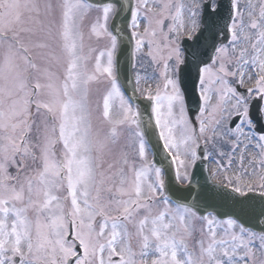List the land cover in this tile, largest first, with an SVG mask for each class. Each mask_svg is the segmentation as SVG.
I'll use <instances>...</instances> for the list:
<instances>
[{
	"label": "snow or ice",
	"instance_id": "obj_1",
	"mask_svg": "<svg viewBox=\"0 0 264 264\" xmlns=\"http://www.w3.org/2000/svg\"><path fill=\"white\" fill-rule=\"evenodd\" d=\"M118 5L96 8L90 34L109 46L90 73L86 0H0V264H264V233L205 212L213 206L181 187L198 161L215 158L213 189L264 197V0L128 5L132 59H147L160 81L154 92L134 89L150 102L148 125L118 84L119 38L108 28ZM101 77L108 84L94 127L89 85ZM125 125L133 152L108 162ZM150 148L163 158L149 160ZM237 151L236 173L217 180Z\"/></svg>",
	"mask_w": 264,
	"mask_h": 264
},
{
	"label": "water",
	"instance_id": "obj_2",
	"mask_svg": "<svg viewBox=\"0 0 264 264\" xmlns=\"http://www.w3.org/2000/svg\"><path fill=\"white\" fill-rule=\"evenodd\" d=\"M91 1L100 3L111 2V0ZM130 3V0H119L118 8L120 5L123 7L120 9V14L118 16L114 15L110 22V30L118 35L119 38V47L115 56L116 74L125 94L138 105L142 122L148 125L150 117L149 103L138 97L136 91H134L135 88L131 76V40L124 27L127 23L126 18L129 19L130 16L128 8ZM113 21H115V23H113ZM188 107L192 112L196 110L195 99L192 96L190 87ZM258 127L264 130L263 125H258ZM156 142V137L152 136L151 144L155 145ZM151 150L153 156H155L157 160L163 158V152L159 151L158 148H151ZM195 173L190 185L181 186L184 187V194L188 196L190 200L199 196L206 200L210 206H213L212 208H204L205 212L215 211L221 214H232L243 222L246 227H251L255 230H264V220H256V214L264 208V197L254 193H248L246 196H239L228 192L226 188L223 190L213 189L214 185L210 180L207 164L204 161L197 162ZM168 180L169 187H173L174 177L169 175Z\"/></svg>",
	"mask_w": 264,
	"mask_h": 264
},
{
	"label": "rangeland",
	"instance_id": "obj_3",
	"mask_svg": "<svg viewBox=\"0 0 264 264\" xmlns=\"http://www.w3.org/2000/svg\"><path fill=\"white\" fill-rule=\"evenodd\" d=\"M133 3H135V0H133ZM97 7H99V6L91 5V8L84 14L83 19L80 21V31L82 32V36L84 38L83 52L86 56H88V60L86 61V67L90 73L94 72L95 56L99 54V51L105 50L106 47L109 46V40L107 38H105V37H99L98 38V37H95V36L90 34L91 24L95 22L97 16L99 15V13L96 11ZM111 16L112 15H110V17H109V21L111 19ZM142 30H143V23L141 25V31ZM129 31H131V30L129 29ZM89 49H91L92 51L89 52ZM146 50L147 49H145V51ZM103 60L106 63V57H103L102 61ZM54 70L57 71L61 75V73L63 71V67L56 66L54 68ZM137 72L140 73L142 80H141V83L139 85H136V83H135V86L139 87L141 89L149 88L154 92L157 85L160 84V81L158 78V71L155 70L154 66H151L147 59H144V60L138 59L137 61H134V71H133L134 80H135V76H136ZM145 77H147V78H145ZM107 84H108V82L105 79H103V77H101L100 78L101 89H95L93 87L92 92L89 91V102H90V108H91L92 112H94V116H95V118H94V121L96 122L95 127H101L102 126V122L100 119V112H102V98H103V95L105 94V87L107 86ZM92 86H93V84H92ZM138 93L141 96H143V94L141 92H138ZM115 103L118 104V101ZM133 107H136V105L133 104ZM117 111H118V109L116 107H113L112 112H113L114 116L116 115ZM94 121H93V125H94ZM117 142H119V144L121 145V148L119 150V156L123 152L129 153V155L132 154V150H133V147L131 146L132 138L130 137V134L128 133V126L127 125H125L120 130V135H119ZM227 150L228 149L226 148L225 151H227ZM108 154H109V151L105 150V159L106 160L108 158ZM239 155H240V152L237 151L235 153L236 163L233 164L232 168L229 169L227 173H224V172L219 173L218 176L216 177L217 180L222 179V177L224 175L231 176V175H234L236 173L237 165L239 163ZM245 156L247 158H251V156H252V149L251 148H249L245 152ZM150 157H151V152L149 150V156H148L149 160H150ZM247 158L244 161L245 167H248V159ZM114 161L115 160H113L112 162H114ZM209 165H210V172H211V170L216 167L215 158L209 159ZM105 167H106V165H105ZM113 171H115V169H113ZM248 178L249 177H244V179H248ZM255 243H256V245H259L258 240H256Z\"/></svg>",
	"mask_w": 264,
	"mask_h": 264
}]
</instances>
